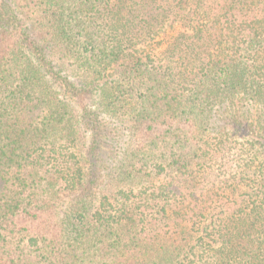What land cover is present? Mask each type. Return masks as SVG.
Here are the masks:
<instances>
[{"label": "trees", "instance_id": "16d2710c", "mask_svg": "<svg viewBox=\"0 0 264 264\" xmlns=\"http://www.w3.org/2000/svg\"><path fill=\"white\" fill-rule=\"evenodd\" d=\"M0 264H264V0H0Z\"/></svg>", "mask_w": 264, "mask_h": 264}, {"label": "rangeland", "instance_id": "374dc122", "mask_svg": "<svg viewBox=\"0 0 264 264\" xmlns=\"http://www.w3.org/2000/svg\"><path fill=\"white\" fill-rule=\"evenodd\" d=\"M169 30H170V26L165 25V27H163V29H161V31L159 32L160 33L159 35H161V38H163V36H165L166 32ZM157 39L158 38H156L155 40L158 41L159 39L158 40Z\"/></svg>", "mask_w": 264, "mask_h": 264}]
</instances>
